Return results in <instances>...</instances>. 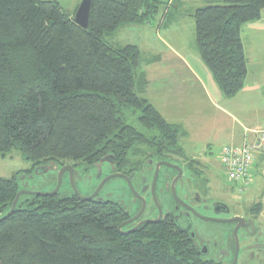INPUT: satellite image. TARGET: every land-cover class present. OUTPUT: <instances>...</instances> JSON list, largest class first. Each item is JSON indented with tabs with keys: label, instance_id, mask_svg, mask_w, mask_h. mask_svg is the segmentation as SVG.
Listing matches in <instances>:
<instances>
[{
	"label": "trees",
	"instance_id": "16d2710c",
	"mask_svg": "<svg viewBox=\"0 0 264 264\" xmlns=\"http://www.w3.org/2000/svg\"><path fill=\"white\" fill-rule=\"evenodd\" d=\"M202 1L194 12L197 49L233 98L248 74L242 26L261 17L264 0ZM163 5L91 0L84 28L57 0H0V155L19 150L33 167L93 166L113 155L120 171L171 154L193 161L182 146L183 127L144 95L141 49L109 41L125 23L153 22ZM19 190L18 176H0V217ZM26 195L0 222V264H209L166 224L121 233L126 216L114 201L74 191ZM260 203L252 209L260 211Z\"/></svg>",
	"mask_w": 264,
	"mask_h": 264
},
{
	"label": "flooded vegetation",
	"instance_id": "af4514ba",
	"mask_svg": "<svg viewBox=\"0 0 264 264\" xmlns=\"http://www.w3.org/2000/svg\"><path fill=\"white\" fill-rule=\"evenodd\" d=\"M192 160L171 154L150 158L140 169L120 171L116 158L108 155L93 166L66 164L72 172L63 177L69 184L72 178L77 188L85 185V193L78 188L85 196L96 194L93 199L121 205L126 216L121 230L127 234L166 224L190 239L209 264H264L261 210L254 211L253 204L246 210L230 182L213 179Z\"/></svg>",
	"mask_w": 264,
	"mask_h": 264
},
{
	"label": "rangeland",
	"instance_id": "374dc122",
	"mask_svg": "<svg viewBox=\"0 0 264 264\" xmlns=\"http://www.w3.org/2000/svg\"><path fill=\"white\" fill-rule=\"evenodd\" d=\"M57 1L70 13H76L78 6L76 5L77 0ZM78 1L80 2V0ZM162 1L164 5L160 9V13L154 18L153 22L147 23L153 24V27L156 28L155 30L153 29V27H151L152 32L147 31L148 27H145L146 23L141 25L125 23L118 28V30L112 37H109V41H111L115 46L135 44L141 49L143 62L140 70L146 72V76L148 75L150 82L147 92L144 95L146 97H149L150 101L154 105L160 108L162 107L161 110L167 114V111L169 110L172 112L174 111V103L177 100V105L180 103L189 104V100L194 102V98H190L189 100L187 99L193 96L197 89L189 84L187 73L184 70L178 72L164 67L168 52L163 44H167L168 40L172 42V39L166 38V36L162 35V33H160L158 36L157 31L160 30L159 24H164L166 20L162 18V16L166 15L167 12H173V9L177 8L179 0ZM184 24L186 28H188V31H186L188 32V35L179 39L185 40L188 47L190 46L196 49L197 45L195 32L189 29V26L186 24V22ZM255 31L256 30L254 28H251L248 30L246 29L243 33L245 42L249 49L257 43V40L260 39L259 37H254V35L256 34ZM157 56H162V62L158 63V60L156 59ZM260 65L262 68L263 63H260ZM164 74L166 75L163 76ZM174 80H176V82H174ZM178 89H181L183 91L179 99L177 95ZM182 98H184L185 101H181ZM167 100H171L169 106L163 107ZM227 106L233 109L229 105ZM202 107H205V114L198 115L197 113L198 117H194L198 118L199 123L196 126L193 122V126L194 130L197 131V133L198 131L206 129L205 139L207 140V142L202 143L200 141V145L197 147L196 152L199 154V157H201L203 154H207L208 156L206 159H196L197 161L201 162V166H199L198 169H203V173H207L213 179L221 178L224 182H230L233 186L234 191L240 195L239 198L243 199L246 210L252 204L261 202V216L263 217L262 219H264V155H258L256 166L252 168V183L250 188L246 187L247 189L245 191H241L239 189V183H235L229 180L228 174L226 173L221 163L222 149L225 145L230 144L228 137L230 136V133L234 129L236 123L233 122L231 117L225 114L220 115L221 122L218 123V117L209 118V109L205 102L200 103L199 108ZM194 110H198L201 112V110L198 108H194ZM194 110L192 112H195ZM257 110L258 111H256V115L248 113L244 114V112L242 114L238 111L236 112L235 109L230 111H232V113L235 114L240 120L237 124V127H240L241 120L253 125H257L260 121L264 120V103H261V106ZM194 117H192L191 119H194ZM166 118L170 122H174L176 116H174V114H167ZM214 121H216L215 132H211L210 129L213 127ZM178 122L182 126L184 125L183 121ZM211 133H213V137H211ZM183 138L184 137L181 138V142ZM182 146H184L183 143ZM185 150L186 152H188L187 149ZM187 154L189 155V153ZM189 157L191 158L190 155ZM62 166H57L51 162L49 164H39L33 167L32 162L25 159L19 150H13L7 153L5 156L0 155V176L4 178H11L15 175L18 176V181L21 185V189H29L34 191H52L57 185L58 173ZM113 185H108L109 189L114 188ZM78 188L82 191V193H85L87 191V187L85 185H80L78 186ZM73 191L74 189L72 188V185L69 184L66 177H63L62 184L59 190L60 195L63 196L66 194H71ZM117 193L118 191H116L115 194ZM26 196V194H23V200ZM230 198L232 197L230 196ZM230 200L231 199H228V201Z\"/></svg>",
	"mask_w": 264,
	"mask_h": 264
},
{
	"label": "crops",
	"instance_id": "0c3cea01",
	"mask_svg": "<svg viewBox=\"0 0 264 264\" xmlns=\"http://www.w3.org/2000/svg\"><path fill=\"white\" fill-rule=\"evenodd\" d=\"M81 1L82 0L79 2L77 0L76 5L79 6ZM204 5L205 4L202 0H179L177 8L173 9V12H167L166 15L162 16V18L165 17L166 20L164 24H159L160 30L157 31L158 36L160 33H162V35L166 36V38L172 39V42L169 40L167 41L169 45L168 43L163 44L168 52L164 67L178 72L184 70L187 73L189 84L197 89L194 95L189 97L187 100L194 98L195 101L192 102L189 100V104L180 103L177 105V100L174 103V111H167L168 115L174 114V116H176L174 122H170L166 118L167 114L161 110L162 107H157L150 101L170 123L181 125L178 121L184 122V125L181 126L185 130L186 135L184 136L182 143L185 149H187V153H189L193 159H206L208 156L207 154H203L201 157H199V154L196 152L197 147L200 145V141L202 143L207 142L205 139L206 129L198 131L197 133L193 126V122L196 126L199 123L198 118H195L194 116L198 117V115L205 114V107L199 108L200 103L205 102L207 104L209 109V118L218 117L219 119L217 122L219 123L221 122L220 115L225 114L231 117L233 122L236 123L234 129L231 131L230 136L228 137L230 144L242 145L246 142L253 141L256 139V136L259 132L264 131V120L260 121L257 125H253L241 120L240 127H237V124L240 120L235 114L232 113V111H230L235 109L236 112L238 111L242 114L244 112V114L248 113L256 115V111H258L257 109L261 106V103H264V10L259 19L246 22L242 26V37L247 57L248 74L243 89L235 97L226 98L215 81L210 69L201 58L198 49L190 46L188 47L185 40L179 39L188 35V32H186L188 31V28H186L184 24L185 22L189 26V29L195 32L196 36L194 12L196 9ZM153 26V24L145 25V27H148L147 31L149 32H152L151 27ZM251 28L256 30L254 37H259L260 39L257 40V43L249 49L245 42L243 33L246 29L248 30ZM153 29L155 30L156 28L153 27ZM161 57L162 56L156 57L158 63L162 62ZM260 63H263L262 68ZM144 74H146V72H144ZM147 79L148 85L145 90V94L150 85L148 75ZM174 82H176V80H174ZM182 93L183 91L178 89V99ZM147 99L150 100L149 97H147ZM170 101L171 100H167L163 107L169 106ZM181 101H185V99L182 98ZM227 105L233 109L229 108ZM194 108L200 109L201 112L194 110ZM193 110L195 112H192ZM192 117H194V119H191ZM215 122L216 121H214V125L210 129L211 132H215ZM211 137H213V133H211ZM262 153L263 152L258 153L257 158L258 155H262Z\"/></svg>",
	"mask_w": 264,
	"mask_h": 264
},
{
	"label": "built area",
	"instance_id": "2783aa9c",
	"mask_svg": "<svg viewBox=\"0 0 264 264\" xmlns=\"http://www.w3.org/2000/svg\"><path fill=\"white\" fill-rule=\"evenodd\" d=\"M264 151V131L256 139L242 145H225L221 152V162L232 182L239 183V189L245 191L252 183V168L257 154Z\"/></svg>",
	"mask_w": 264,
	"mask_h": 264
},
{
	"label": "water",
	"instance_id": "95a60500",
	"mask_svg": "<svg viewBox=\"0 0 264 264\" xmlns=\"http://www.w3.org/2000/svg\"><path fill=\"white\" fill-rule=\"evenodd\" d=\"M90 7H91V0H82L77 11H76V13H75V16H74V20L84 28H88V26H89ZM159 167H160V164H157L158 171H159ZM67 170H70V172H72V167L65 165V166H62V168L59 170L57 185L52 191H34V190H29V189L19 190L10 210L4 216L0 217V222L13 214V212L15 211V209L19 203L20 197L23 194L40 195V196H50V195L57 194L59 192L61 184H62L63 175ZM71 184H72V187L74 189L75 194H77L80 198H82L84 200L93 199V197H95V195H96V194H93L91 196L83 195L78 190V188H77V186H76V184L72 178H71ZM121 227H122V225H120L119 229L122 233H124V234L129 233L128 231H122Z\"/></svg>",
	"mask_w": 264,
	"mask_h": 264
}]
</instances>
